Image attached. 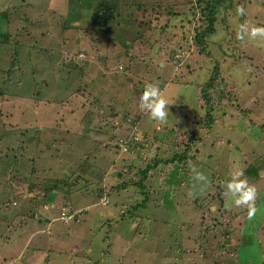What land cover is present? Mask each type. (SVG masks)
<instances>
[{"label": "rangeland", "instance_id": "rangeland-1", "mask_svg": "<svg viewBox=\"0 0 264 264\" xmlns=\"http://www.w3.org/2000/svg\"><path fill=\"white\" fill-rule=\"evenodd\" d=\"M98 1L0 0V264H264V38L236 35L243 23L264 26V0L218 7L221 38L209 50H225L217 57L238 108L215 114L212 139L186 143L194 162L169 188L189 201L173 227L177 198L165 183L173 163L153 166L146 178L136 171L157 149L158 158L172 156V141L154 134L177 126L181 105L198 111L196 74L213 59L190 41L203 5L181 6L182 16L195 14L184 29L167 6L182 0H116L120 13L103 32L92 22ZM149 82L174 101L166 124L139 108ZM131 136L133 149L122 144ZM192 165L206 182L194 179ZM235 168L257 189L251 218L224 194Z\"/></svg>", "mask_w": 264, "mask_h": 264}, {"label": "trees", "instance_id": "trees-1", "mask_svg": "<svg viewBox=\"0 0 264 264\" xmlns=\"http://www.w3.org/2000/svg\"><path fill=\"white\" fill-rule=\"evenodd\" d=\"M198 3H202L203 7H199V13H198V20L201 22L197 24L196 26L193 27L191 31V42L193 47H197V52L199 54H206L209 58H213L212 60H208V66H207V71L206 72H199L196 75L198 76L200 82L196 84V105L198 107V111L194 113L193 115L190 112H185L183 105H181L178 110L183 112V114L180 116L179 119H176L173 123L171 124H177V126L171 127L166 132L160 133V132H155L154 138L158 140H166L169 142L170 140L172 141L173 146H168L170 150H172L174 153L172 156L164 159V158H158L160 153L159 150L157 149L156 155L152 158L153 163H145V166L142 168H138L136 172H138L142 178H146L149 170L152 169L153 166L158 165L159 163H164V164H171L173 163V166L171 167L169 171V176L165 177V183L167 185V190H171L173 192V188H178V183L180 181L179 176V171H182L183 173L185 165L184 163L189 164V161L194 162L195 154L193 152H189V147L191 144L193 145L194 143H198L207 139H212L211 134L209 135V128H212L216 124V117L215 114L218 112H221L222 109H228L231 108L229 105H232L233 107H236V103L238 104V93L236 90V87L231 83V81H228L224 78L221 70V61L220 58L217 57L219 55V51L221 50H216L214 52L210 53V46L211 42H213L214 38L219 40L221 38L220 32L218 30V25L219 22L217 21L218 19V7L223 4V1L225 0H196ZM188 1L182 0L177 3H169L168 6V11H172V16H174L173 19H175L176 22V27H184V29H190V24L194 20V15L190 17L182 16V11H181V6L182 5H188ZM129 4L136 5L134 1H130ZM175 4L177 5L175 7ZM171 5V10H169V7ZM138 6V5H137ZM141 6V5H139ZM138 6V7H139ZM198 6V5H197ZM183 8V7H182ZM191 12H194V6L191 7L190 9ZM119 5L116 0H100L98 1L93 10H92V18H93V27L96 30H101L103 32H106L107 30L110 31L111 28L109 26L111 25L112 18L115 17V15H119ZM4 14H0L2 16ZM3 18L0 17V21ZM182 29V28H177V30ZM218 35L217 37L215 35ZM228 35L226 34L225 37ZM233 34L231 35V37ZM219 37V38H218ZM229 39V37H227ZM230 41V40H228ZM237 42L235 41L233 43L236 44ZM229 44V43H228ZM232 45V46H233ZM231 48V47H230ZM232 50V49H231ZM240 52L242 49H239ZM225 51V50H224ZM222 51V57L226 58V54ZM229 59H234L235 53L232 50L231 52L228 53ZM249 68H242L240 70L241 75H244V78L246 79V83H248L249 78L247 77V70ZM247 72V73H246ZM171 83H176L175 81ZM172 106V104H171ZM171 109V107H170ZM246 109V108H245ZM241 109L240 112H247V109ZM170 112V110H169ZM246 114L238 113L236 116L241 118L242 120H252L249 119V116H245ZM248 115V114H247ZM191 122L187 124L188 126H181L178 122ZM205 124H210V125H205ZM261 124L260 126L262 127ZM208 126V127H207ZM204 128H207V130L202 133ZM133 136L127 138L126 140H122V144L129 149H133L138 145V140L132 138ZM223 138V137H222ZM222 138H217L214 140L215 142H221ZM219 139V140H218ZM165 141V142H166ZM176 142L184 143L186 144L184 147H178V149L175 147ZM227 142H230V139L227 140ZM226 143V141H225ZM118 146L119 149L122 153V148L120 147V142L118 141ZM167 152H165L166 154ZM193 153V154H192ZM142 160H145L142 159ZM122 162V160H121ZM186 164V165H188ZM134 167V165L130 166ZM246 170L249 171V173H252V168L248 167ZM173 184L175 187L169 188V185ZM139 186L143 187V184L139 182ZM167 190H166V198H167ZM101 191V190H98ZM178 192V193H177ZM186 193H182L180 191H174L172 199L177 198L176 202H172L171 204L173 206L174 213L176 215L175 218H171V220L167 224H171L172 227L174 226L173 223H175L172 220L179 219L180 217V211L184 210L183 206L187 205L188 197H186V204L185 202L183 203L181 198L185 197L184 195ZM220 199L223 197L220 193L218 196ZM224 203V201L221 200V206ZM182 205V206H181ZM141 206V207H140ZM146 206L145 201L141 203V205L136 204L135 205V210H138L139 208H144ZM185 211V210H184ZM130 214L131 211L129 212ZM122 219H124V216L122 215ZM127 220V219H126ZM168 228V226H167ZM169 229V228H168ZM170 232L174 233V235H177V232L174 231L175 229H169ZM171 251V250H170Z\"/></svg>", "mask_w": 264, "mask_h": 264}, {"label": "clouds", "instance_id": "clouds-1", "mask_svg": "<svg viewBox=\"0 0 264 264\" xmlns=\"http://www.w3.org/2000/svg\"><path fill=\"white\" fill-rule=\"evenodd\" d=\"M237 13L242 14L243 8L238 7ZM237 39L243 40L249 38H264V26L253 25L251 23H243L239 25L237 31ZM174 101L163 96L158 82H149L144 85L143 91L139 95V108L151 119L157 120L162 124H166L169 116L168 106ZM191 165L192 162L189 161ZM194 179L197 181H207V177L203 172H198L192 165ZM224 194L229 201L236 207L247 209L249 218L253 217L256 212L254 201L257 197V189L255 185L249 183L244 176L242 168H235L223 182ZM191 194V193H190Z\"/></svg>", "mask_w": 264, "mask_h": 264}, {"label": "crops", "instance_id": "crops-1", "mask_svg": "<svg viewBox=\"0 0 264 264\" xmlns=\"http://www.w3.org/2000/svg\"><path fill=\"white\" fill-rule=\"evenodd\" d=\"M126 151V150H125ZM122 152H124V151H122Z\"/></svg>", "mask_w": 264, "mask_h": 264}, {"label": "built area", "instance_id": "built-area-1", "mask_svg": "<svg viewBox=\"0 0 264 264\" xmlns=\"http://www.w3.org/2000/svg\"><path fill=\"white\" fill-rule=\"evenodd\" d=\"M126 150V149H125Z\"/></svg>", "mask_w": 264, "mask_h": 264}]
</instances>
